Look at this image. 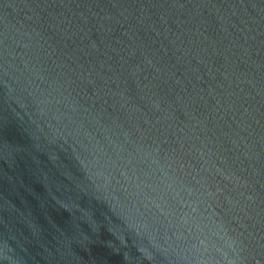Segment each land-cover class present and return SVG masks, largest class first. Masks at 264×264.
Listing matches in <instances>:
<instances>
[{
    "label": "water",
    "instance_id": "water-1",
    "mask_svg": "<svg viewBox=\"0 0 264 264\" xmlns=\"http://www.w3.org/2000/svg\"><path fill=\"white\" fill-rule=\"evenodd\" d=\"M0 264H264V0H0Z\"/></svg>",
    "mask_w": 264,
    "mask_h": 264
}]
</instances>
